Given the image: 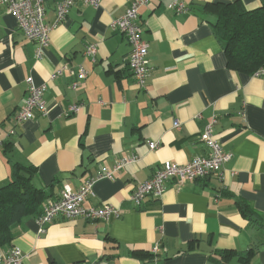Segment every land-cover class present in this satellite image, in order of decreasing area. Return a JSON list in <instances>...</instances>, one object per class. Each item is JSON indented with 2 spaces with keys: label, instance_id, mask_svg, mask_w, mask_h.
<instances>
[{
  "label": "crops",
  "instance_id": "1",
  "mask_svg": "<svg viewBox=\"0 0 264 264\" xmlns=\"http://www.w3.org/2000/svg\"><path fill=\"white\" fill-rule=\"evenodd\" d=\"M42 1L44 21L52 24L58 0ZM129 1L100 0L98 7L76 1L50 31L41 57L0 7V182L11 177L12 163L35 166L34 184L48 192L44 207L64 182L77 188L94 178L84 204L122 210L108 219L58 215L42 231L36 216H26L1 251L19 247L20 264H240L237 253L252 248L246 264H264V74L227 65L202 11L205 2L234 0H179L182 11L169 8L171 0L142 6L150 68L143 86L128 67L125 35L111 27ZM238 1L252 9L261 0ZM90 45L93 59L84 54ZM79 67L87 72L82 79L70 73ZM28 77L46 84V110L19 122ZM80 102L77 112L65 114ZM213 117L214 137L231 154L220 175L168 179L160 197L148 195L135 206L131 191L165 160L184 164L208 153L200 132ZM151 140L160 145L150 149ZM129 156L135 161L112 177L99 176ZM243 203L254 214L243 215ZM221 251L231 254L223 260Z\"/></svg>",
  "mask_w": 264,
  "mask_h": 264
},
{
  "label": "built area",
  "instance_id": "2",
  "mask_svg": "<svg viewBox=\"0 0 264 264\" xmlns=\"http://www.w3.org/2000/svg\"><path fill=\"white\" fill-rule=\"evenodd\" d=\"M76 1L78 0H58L56 3V17L52 24L44 21L45 7L42 0H0V7H3L5 12L15 16L18 27L22 30L24 36L35 42V56L41 57L44 48L50 42V31L65 19L69 8ZM80 1L94 7H98L100 4V0ZM148 2L149 0H130L129 6L124 13L111 21V27L121 30L130 45L131 50L127 57V64L135 82L139 86L144 85L150 69L148 63V43L142 36L143 29L138 21L139 9L148 4ZM168 6L174 11L185 9L184 4L179 0H171ZM95 52L96 48L93 45L86 46L84 49V54L92 57V59ZM61 68L52 72L51 78L59 74ZM70 73L76 74L79 79L86 77L87 74L83 67H79L77 70L70 68ZM253 74L256 76L263 75L264 65L255 70ZM26 84L25 103L19 109L16 116L19 122L30 119L36 111L44 113L46 110L43 99L46 84H36L32 77L26 79ZM77 85L78 81L72 82L73 87ZM83 105L82 102L71 104L67 107L65 114L75 113ZM215 122L216 119L213 117L200 132V139L208 147V153L204 156L195 157L184 164L165 160L149 178L136 185L131 191L129 199L135 206L140 205L148 195L160 197L165 191L166 180L168 179L176 178L180 182H183L209 175H220L223 163L230 158L231 154L224 151L219 141L214 137L213 126ZM179 125L180 122L174 120V126L178 127ZM159 145V140L148 142L150 149H155ZM135 158V156L123 157L115 162L110 171L99 172V176L112 177L113 172L134 162ZM93 181L94 178H89L77 188H73L69 183L64 182L59 196L54 200L48 201L43 207L42 212L36 216L39 230L42 231L44 225L58 215L64 218H83L87 220L108 219L120 216L122 210L119 207L109 204L98 206H86L84 204V200L93 193ZM151 251L153 254H156L158 246L155 245ZM22 257L21 250L17 246L11 247L6 252L0 250V264H20Z\"/></svg>",
  "mask_w": 264,
  "mask_h": 264
},
{
  "label": "trees",
  "instance_id": "3",
  "mask_svg": "<svg viewBox=\"0 0 264 264\" xmlns=\"http://www.w3.org/2000/svg\"><path fill=\"white\" fill-rule=\"evenodd\" d=\"M202 11L208 15L230 68L251 74L264 65V0L252 9L238 0L205 2ZM35 169L33 165L12 163L11 177L0 182V248L13 239L14 226L26 216L39 215L43 203L49 199L46 189L34 184ZM241 211L245 216L246 212L254 214L246 203ZM252 250L237 253L240 264L247 263ZM230 254V251L220 252L223 260Z\"/></svg>",
  "mask_w": 264,
  "mask_h": 264
}]
</instances>
